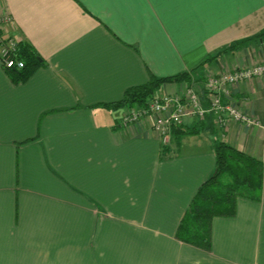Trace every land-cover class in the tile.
<instances>
[{"label": "crops", "instance_id": "1", "mask_svg": "<svg viewBox=\"0 0 264 264\" xmlns=\"http://www.w3.org/2000/svg\"><path fill=\"white\" fill-rule=\"evenodd\" d=\"M0 18L41 57L19 81L0 58V264H264V183L214 218L210 249L176 236L219 140L264 163V75L230 88L250 123L209 115L219 131L173 126L167 143L104 105L150 75L189 72L159 90L183 96L264 62V0H0Z\"/></svg>", "mask_w": 264, "mask_h": 264}, {"label": "trees", "instance_id": "2", "mask_svg": "<svg viewBox=\"0 0 264 264\" xmlns=\"http://www.w3.org/2000/svg\"><path fill=\"white\" fill-rule=\"evenodd\" d=\"M260 36L255 35L236 41L220 50L217 55L241 48L246 42ZM21 42V54L26 65L23 69H10L14 73L16 81L27 79L41 62L37 51L26 41L22 40ZM214 57H210L208 60ZM191 79L192 76L189 72L167 77L150 75V80L147 83L128 88L122 99L104 105L114 108L142 106L147 104L155 93H160L159 90L163 84L173 81L189 82ZM202 93L206 96V90L205 92L203 90ZM173 126V130L179 135L195 133L203 128L218 130L211 116H208V119H202L200 125L194 127L183 129L179 123ZM215 153L214 171L195 193L179 223L176 234L180 240L206 250L211 248L214 218L216 216H233L236 213L237 200L240 197L260 200L264 183V163L260 158L224 140L218 141Z\"/></svg>", "mask_w": 264, "mask_h": 264}, {"label": "built area", "instance_id": "3", "mask_svg": "<svg viewBox=\"0 0 264 264\" xmlns=\"http://www.w3.org/2000/svg\"><path fill=\"white\" fill-rule=\"evenodd\" d=\"M5 20L8 19L0 18V58L7 69H23L26 63L21 54L22 39L17 35H6ZM212 75L205 83L206 98L193 88H187L183 96L155 93L147 104L128 108L122 118L123 125L151 116L154 130L159 132L162 141L167 143L172 126L180 123L188 115L203 118L207 113L212 112L216 122L224 127L230 120L250 123L249 115L232 99L230 88L235 84L264 75V62L250 67L227 68ZM205 101L208 102L207 106Z\"/></svg>", "mask_w": 264, "mask_h": 264}, {"label": "rangeland", "instance_id": "4", "mask_svg": "<svg viewBox=\"0 0 264 264\" xmlns=\"http://www.w3.org/2000/svg\"><path fill=\"white\" fill-rule=\"evenodd\" d=\"M207 75H208V76H206V80H207L209 77H212V76H213L212 74H207ZM193 78H194V76H192V79H193ZM192 79H191V80H192ZM187 88H193V87L188 86ZM193 89H194V88H193ZM203 90H204V92H205V90H206L205 86H204V88H203L201 91H198V90H197V91L200 92V93H202ZM202 95H203L204 98H206V96H205L203 93H202ZM205 102H206V101H205ZM207 103H208V102H207ZM134 107H136V106H134ZM209 115H214V114H213L212 112L207 113L206 116H204L203 118H199V117L196 116V115H191V116L194 117V118L197 117V118H199V119L202 120V119H206L207 116H209ZM214 118H215V115H214ZM215 124H216V123H215ZM220 128L224 129V126H221V125H220Z\"/></svg>", "mask_w": 264, "mask_h": 264}]
</instances>
